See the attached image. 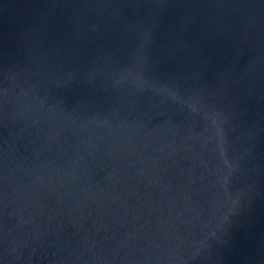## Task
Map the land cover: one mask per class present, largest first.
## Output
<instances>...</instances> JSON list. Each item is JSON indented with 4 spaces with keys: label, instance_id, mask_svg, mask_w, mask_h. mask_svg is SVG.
Returning a JSON list of instances; mask_svg holds the SVG:
<instances>
[{
    "label": "water",
    "instance_id": "95a60500",
    "mask_svg": "<svg viewBox=\"0 0 264 264\" xmlns=\"http://www.w3.org/2000/svg\"><path fill=\"white\" fill-rule=\"evenodd\" d=\"M0 264H264V0H0Z\"/></svg>",
    "mask_w": 264,
    "mask_h": 264
}]
</instances>
